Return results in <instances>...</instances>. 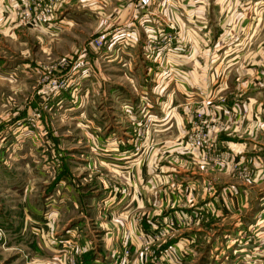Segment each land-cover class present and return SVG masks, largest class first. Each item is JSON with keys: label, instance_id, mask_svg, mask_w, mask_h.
<instances>
[{"label": "crops", "instance_id": "obj_1", "mask_svg": "<svg viewBox=\"0 0 264 264\" xmlns=\"http://www.w3.org/2000/svg\"><path fill=\"white\" fill-rule=\"evenodd\" d=\"M80 1L87 4L81 19H97L93 40L106 33L108 41L120 45L106 49L92 44L73 52V57L87 55L82 67L89 86L112 87L106 76L110 68L104 65L109 56L106 61L123 77L119 86L147 92L134 98L120 96L118 105L129 127H109L103 91V109L86 113L92 121L86 128L92 159L86 168L93 172L99 165L106 174L101 171L102 176L91 182L94 188L86 192L71 176L59 174L54 191L43 196L52 199L51 207L40 201L37 207L31 204L28 188L17 178L21 219L26 224L30 212L35 216L50 211L57 224L54 247H87L79 264H110L127 246L134 264H147L140 256L142 235L163 230L168 233L154 244L149 264H182L181 256L187 264L205 246L211 256L218 248L229 247L232 264H264V0H155L146 9L138 8L137 0ZM76 2L56 4L55 15H64L61 23L70 19ZM3 18L0 15V26ZM156 31L179 39L166 54L167 62L146 43ZM137 99L140 105L134 107ZM138 108L157 118L152 139L149 133L157 147L136 158L129 133L136 127L132 121ZM204 119L212 121V148L187 153L179 142ZM11 132L0 130V187L6 190L16 182L7 163L13 137L17 136L19 150L23 140H30L23 134L27 131ZM12 199L0 198V227L18 232L11 218L13 204L17 205ZM42 220L33 239L36 248H41V241L49 242ZM24 229L18 233L22 241L32 230ZM202 237L214 241L204 244ZM26 242L31 245L28 237Z\"/></svg>", "mask_w": 264, "mask_h": 264}, {"label": "rangeland", "instance_id": "obj_2", "mask_svg": "<svg viewBox=\"0 0 264 264\" xmlns=\"http://www.w3.org/2000/svg\"><path fill=\"white\" fill-rule=\"evenodd\" d=\"M58 2L59 0H3L2 8H0V15L4 16L3 26H0V130L12 129L13 135L22 133L24 130L27 132L23 134L25 136L28 134L30 137V140H23L21 147L23 149L19 150L15 148L19 143L17 136H14L11 142L13 153L7 152L5 156L8 154L7 163L11 164L14 170L10 176L15 181L17 178L22 179L24 187H27L30 193L31 204H35L36 207L37 204L40 205L38 201L44 206L49 204L51 207L52 199L47 200L43 196L49 191H54V179L59 174L71 176L73 180L80 183L83 192L94 188L91 182L102 176L101 171L104 175L106 174L99 165H95L93 172L92 168H86V164L92 160L88 153L91 137L86 136V128L88 125L91 126L92 121L87 120L86 113L92 114L91 112L95 110L103 109V91H105V100L110 110V122L107 121L109 127L113 125L129 127L118 105L120 96L134 98L136 95L147 92L145 89L135 91L133 87L119 86L118 83L124 82L123 77L116 72V66L108 64L106 60L112 58L109 56L106 57L104 65L110 68L106 76L108 81H111L108 85L112 87L104 89L100 84L99 88L93 89L89 86V77L86 79L83 76L85 71L82 67L87 55L73 57L75 56L73 52L92 46L94 32L98 27L97 19L90 22L81 19L87 4L78 0L72 6L70 19L61 23L64 15H55ZM59 28H62L61 32ZM9 31L12 34H9ZM172 37L171 35L164 39L160 38L156 45H153L158 47L156 51H160L161 58L166 62V54L176 46L174 43L179 40ZM110 41L104 48L120 47L117 40L111 43ZM146 43L150 44L149 36ZM1 66L4 68L2 69ZM12 66L13 71H10ZM148 89L150 93L151 88ZM134 103V107L140 105L138 99ZM134 113L135 120L131 121L132 125L134 121L136 122V127L134 126L133 132L129 135L137 151L135 156L138 158L140 155L147 156L151 149L157 147L156 141H149V133L151 131L152 139V128L157 118L147 113L146 109L138 108L134 110ZM140 114L142 119L138 118ZM120 117H123V120H120ZM187 133L185 136L187 135L188 138ZM185 136L183 135L179 145L181 144L187 153H191L185 147L187 141ZM26 147L29 149L27 153ZM60 170L63 171L60 173ZM18 184L19 180L8 186L12 192L0 187V198L12 196V202L18 205L13 204L11 214V218L15 221L13 227L18 232L0 227V264H79L78 258L85 255L84 251L87 247L83 245L63 249L54 247L58 239L57 224L50 211L43 212V215L35 213V216L30 212V218L27 219L26 224L21 219L22 216L19 215L21 199L15 189ZM20 187L17 188L21 189ZM4 193L6 195H3ZM41 217L43 223L46 221L45 229L48 230L45 239L49 242L41 241V248H36L32 245L36 244L34 240L38 235L37 227L38 223H41ZM94 227L96 226L91 228ZM24 228L32 230L23 237L24 241H22L20 240L22 235L20 237L18 233L24 231ZM34 229H36V235L32 232ZM160 232H164L165 235L168 233L167 230L151 233ZM146 234L149 233H143L142 236ZM27 237L31 245L26 242ZM202 238L204 244L214 241V237L211 240ZM142 243L140 256L145 257L144 262L149 264L154 245L146 249L143 239ZM128 250L130 252L126 255L124 263L121 258L124 255L123 249L117 253L110 264H134L133 251L129 248ZM217 250L211 256L209 246L202 247L199 255L189 258L187 264H232L231 259L235 260L234 257L230 258L229 247ZM96 255L99 256L98 253L94 256ZM59 256L63 259H56ZM181 262L182 264L186 262L185 256H181Z\"/></svg>", "mask_w": 264, "mask_h": 264}, {"label": "built area", "instance_id": "obj_3", "mask_svg": "<svg viewBox=\"0 0 264 264\" xmlns=\"http://www.w3.org/2000/svg\"><path fill=\"white\" fill-rule=\"evenodd\" d=\"M155 0H137V7L146 9L149 8ZM237 1H243L246 3H255L257 0H237ZM172 30H175L176 27L174 25H171L170 27ZM171 35L176 38V35L173 34H167L164 31H156L152 35H149V47L156 49L158 48L156 43L159 41L160 38L164 39L167 37H171ZM172 37V38H173ZM108 43V35L106 33H103L99 36H97L93 41L92 44L97 48H103ZM160 52V51H158ZM230 111H227V113ZM234 113L230 112V115L233 116ZM235 115V114H234ZM244 116V115H243ZM211 119H204L201 125L197 128H195L192 132L188 134V138L185 144V147L188 148L189 151H202V150H210L212 148V145H209L212 143V134H211ZM216 156L220 157V154H217ZM165 236L164 232L160 233H149L145 236H142V239L145 243V248L149 249V246L158 243L161 241ZM124 255L121 257L122 261L126 260V255L130 252L128 250V247H125L124 249Z\"/></svg>", "mask_w": 264, "mask_h": 264}]
</instances>
